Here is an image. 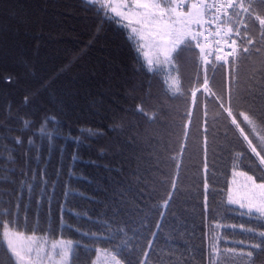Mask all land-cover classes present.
<instances>
[{"label":"trees","instance_id":"trees-1","mask_svg":"<svg viewBox=\"0 0 264 264\" xmlns=\"http://www.w3.org/2000/svg\"><path fill=\"white\" fill-rule=\"evenodd\" d=\"M253 3L254 15L264 14V0ZM254 23L249 34L259 51L242 53L237 41L233 56L208 71L213 91L229 88L242 109L249 90L264 96V37ZM198 53L185 52L174 59L178 71L168 66L157 75L146 71L130 27L105 20L85 0H0V212L7 213L0 264H17L4 242L5 226L73 240L69 264H93L99 248L114 253L132 237L119 256L128 264L133 244L139 242V251L150 232L156 236L154 252L146 250L149 264H264V215L242 216L246 208L228 203L231 158L247 144L216 103L189 95L196 88L189 81L201 71ZM32 93L25 107L23 98ZM201 99L207 116L194 106ZM252 108L259 115L264 98ZM48 116L55 122L42 125ZM258 165L252 157L236 170L262 183L264 165ZM172 176L176 202L172 211L160 210L167 195L162 181L170 186ZM257 244L260 249L252 247Z\"/></svg>","mask_w":264,"mask_h":264},{"label":"snow or ice","instance_id":"snow-or-ice-1","mask_svg":"<svg viewBox=\"0 0 264 264\" xmlns=\"http://www.w3.org/2000/svg\"><path fill=\"white\" fill-rule=\"evenodd\" d=\"M85 2L90 7L95 8L97 14L102 15L105 20L115 21L125 28L134 24L135 26L130 27V31L137 40L138 51H143L145 47H151L163 53L162 60L159 56L148 58V53H144L147 58V72L159 75L161 72H164L163 65H169L172 71H178V68L174 65V59L178 60L185 52L199 49L197 55H199L201 60V71L193 80L189 81L190 86L192 84L196 85L195 91H190L189 95L195 99L196 93H199L200 97L216 103L221 109V117L228 120L230 125H235V129L239 131L243 137V141L246 142L247 148L241 153H236L231 158L233 174L246 175L244 172L237 173L236 168L246 160L252 159V157H255L259 161V165H264V154H262L264 153V110H261L260 114L257 115L252 108V105H255L256 101L264 98V96L249 90L248 95L243 98L244 103L248 107L242 109L241 105L233 104L229 88H225L220 93L213 91L208 77V71L213 70L211 66L217 61L225 60V56L217 53H225L226 56L232 57L233 53L237 51L235 47L237 41H239L240 45L239 51L242 53H248L252 49H255L257 52L259 51L257 47L259 41L254 38V35L249 34L251 31L249 21L255 22L252 26H259L260 35L264 37V14L254 15L256 8L253 0H243V2H237V0H224V2H218V0H130V2L129 0H122L121 3L116 5L111 4L109 0H85ZM228 25L232 27H228ZM172 53H175V57L172 56ZM209 57H212V59H209ZM154 64L158 66L154 68ZM221 67H224L223 63ZM4 80L5 83H11L12 77H5ZM254 87L260 86L254 85ZM35 95L36 93L25 95L22 101L23 105L28 107L33 102ZM206 100L201 99L194 106L204 111ZM138 111L143 113V109H138ZM225 113L226 115H224ZM204 115L207 116L206 111H204ZM188 117L190 123V112L188 113ZM238 117L241 119H238ZM15 118L23 125L24 129L30 128V121L19 116ZM53 122H55V117L48 116L42 122V125ZM203 123L205 125L204 130L207 131L206 126L208 121L204 120ZM245 128H248L249 131L246 132ZM41 134L47 135L43 127L41 128ZM12 140L17 145L23 143L19 137H13ZM254 140L257 143H254ZM206 142L207 137H205ZM28 143L31 145L32 141H28ZM175 167H179V164H175ZM204 171L207 172V163L204 165ZM247 179L252 182L255 188L261 190L259 194L260 202L258 204L253 203L257 199L256 194L253 193L251 196L245 197L248 200L247 204L240 199H232L231 196L228 198V203L239 205V209L246 208L247 212L240 213L242 216L253 214V209H255V212L264 213V182L256 184L252 176H247ZM162 184L166 185L165 191L167 195L162 197L163 204L159 205V209L172 211L169 208V204L176 202L173 195L179 192L176 177L172 176L170 186H168L169 181H162ZM204 189L206 205L208 189L206 181ZM5 215H7L6 212H0V227H3ZM158 215L161 220L166 219L163 211L158 210ZM221 226L217 225V227ZM154 227L158 231L162 230L160 222H157ZM226 227L234 229L235 225H228ZM119 231L122 235H126L123 229ZM244 231L251 232L250 229H245ZM155 236V232H150V237L145 238V243L139 245V251H137L139 242L136 241L133 244L132 251L127 257L128 264H149L150 257L146 250L154 252L151 237ZM259 236L262 242H264V232L259 233ZM132 240V237H126L124 242L111 254L113 264H121V260L119 259V256L122 255L121 248L127 250ZM239 243L243 246L242 241ZM45 244H47V241H44L43 244L33 241L34 246L21 249L9 241L8 249L11 252L12 258L17 261V264H21L26 259L27 264H44L45 259L52 260L53 256H58L60 258L59 264H64L71 252V242L58 241L52 243L48 249H45ZM252 247L260 249L259 244L252 245ZM41 252L44 253L43 257H41ZM246 255L248 258H251L252 252L249 251ZM33 256H35V260H33Z\"/></svg>","mask_w":264,"mask_h":264},{"label":"rangeland","instance_id":"rangeland-1","mask_svg":"<svg viewBox=\"0 0 264 264\" xmlns=\"http://www.w3.org/2000/svg\"><path fill=\"white\" fill-rule=\"evenodd\" d=\"M109 2L113 5H116L118 3H121L122 0H109ZM130 2V0H129ZM131 26H135L134 24ZM130 26V27H131ZM147 52L148 53V58H156L157 56L160 57V59H163V53L158 52L155 48L151 47H145L143 54ZM217 54H224V53H217ZM145 57V55H144ZM145 60L147 61V58L145 57ZM158 65H153V67H156ZM169 65H163V67H168ZM171 74V71L169 72ZM171 82L175 86L176 85V79L171 76ZM237 173L243 172L241 170H236ZM245 173V172H244ZM247 176H251L250 174L246 173V175H239V174H233L232 177V183L229 189V196H231L232 199H240L242 202L245 204L248 203V200L245 199V197L251 196L253 193L256 194L257 199L253 201V203H259L260 202V189L255 188V186L252 184L251 181L247 179ZM253 177V176H252ZM254 178V177H253ZM255 180V179H254ZM256 181V180H255ZM256 184H259V182L256 181ZM253 212H255V209H253ZM259 213V212H257ZM264 215V213H260ZM3 238L6 246L8 247V242L11 241L14 245H16L18 248L21 249H27L29 246H34L33 241H37L38 243L43 244L44 241H47V244L44 245L45 249L50 248V245L52 243H56L58 241H63V242H71V252L68 257V259L64 262V264H69L70 263V258L72 255V251L74 248V241L70 239H63V238H58V239H50L42 235H37V234H25L19 231H15L8 226H5L3 229ZM23 254V253H22ZM111 254H113L110 250L108 249H103L99 248L97 251V255L94 259L93 264H113ZM44 256V253L41 252V257ZM35 256H33V260H35ZM16 261V260H15ZM60 258L58 256H53L52 260H44V264H59ZM17 263V261H16ZM21 264H27V259L24 262H21ZM122 264V262H121Z\"/></svg>","mask_w":264,"mask_h":264},{"label":"built area","instance_id":"built-area-1","mask_svg":"<svg viewBox=\"0 0 264 264\" xmlns=\"http://www.w3.org/2000/svg\"><path fill=\"white\" fill-rule=\"evenodd\" d=\"M219 2V1H218Z\"/></svg>","mask_w":264,"mask_h":264}]
</instances>
